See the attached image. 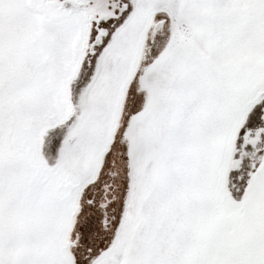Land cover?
Returning a JSON list of instances; mask_svg holds the SVG:
<instances>
[{"label": "snow or ice", "instance_id": "obj_1", "mask_svg": "<svg viewBox=\"0 0 264 264\" xmlns=\"http://www.w3.org/2000/svg\"><path fill=\"white\" fill-rule=\"evenodd\" d=\"M0 264H264V0H0Z\"/></svg>", "mask_w": 264, "mask_h": 264}]
</instances>
